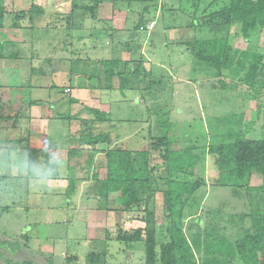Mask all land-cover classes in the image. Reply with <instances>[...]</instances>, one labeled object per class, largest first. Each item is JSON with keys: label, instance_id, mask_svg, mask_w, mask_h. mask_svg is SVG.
Listing matches in <instances>:
<instances>
[{"label": "rangeland", "instance_id": "obj_1", "mask_svg": "<svg viewBox=\"0 0 264 264\" xmlns=\"http://www.w3.org/2000/svg\"><path fill=\"white\" fill-rule=\"evenodd\" d=\"M42 1L47 6L51 4V9L60 13L66 12V8L70 7L64 4L65 1ZM143 1L151 8L149 16L157 14V26L144 45L146 56L140 55L142 43L147 36L145 31L138 29V19L128 22L124 30L133 39L130 43L132 51L137 49L138 56L142 57V65L136 55L133 66L120 65L119 71L125 72L127 69L130 73L127 87L120 89L117 83L118 79L120 85V79L115 76L117 79L112 81L113 86L105 88L107 90L92 91L87 88L84 84L87 81L85 76L92 67H86L85 59L82 60L83 64L72 65L77 57L86 58L80 48L81 42L75 37L78 33L84 34L86 29L68 27L63 30L58 19V30L48 29L37 35L32 33L29 38L27 45L34 55L29 59L31 67L22 69V75L30 77L18 79L16 76L10 77L8 72L4 73V82L7 84L21 85L20 80H25L34 89H40L36 85L43 86L41 90L33 91L30 96L41 102L36 114L47 117V121L43 123L46 125L47 138L42 143L52 146L55 155L53 161H50L53 166L43 162L46 161L43 156L29 164L27 146L32 148L29 141H35L39 137L36 136L35 139L31 136L33 134L30 135L29 129H33V125L28 122L16 130L7 121H0V264H93L89 255L105 249L107 254L100 264H143V241L118 242L106 236L103 224L99 227L100 230L95 225H92L93 229L88 227L87 213L95 211L96 215H102L104 212L110 214L113 211L112 216L118 221L122 211L119 209L121 202L116 194L110 193L109 196L106 195V199L99 195V182L106 174L105 156L102 149L98 148L95 159H92L89 166L86 164L88 156L94 153L87 154L82 149L87 146V138L82 135L84 132L93 135L108 132L113 142L117 141L119 145L132 149L148 147L154 141L151 138L163 136L179 147H193L205 152L209 144L233 142L239 132L252 138H264V89L261 91L263 105L257 109L256 102L251 101L253 99L247 90L241 87L229 90L221 85L233 82L238 73L242 75L245 70L241 67L242 64L237 68L223 69L220 75L212 67L198 63L193 58L190 60L197 62L196 65L189 66L190 63L186 61V65L178 69L180 76H175L171 68L170 64L175 63V55L179 49V45L172 43L176 37V29L173 27L189 23L188 16L194 8L197 10L196 17L199 18L201 11L211 0H201L197 7L192 5L196 0H181V3L176 4L167 0L160 15L155 10L156 0ZM223 1L217 0L219 3ZM30 2L32 0H0V5L4 6L3 12L0 11V30L7 38H12L15 32L17 38L20 37V22L23 20L18 19L19 25L16 27L10 24L18 15L30 10L33 6ZM89 5L92 6L93 3L89 2ZM172 8L176 10L173 11ZM25 22L27 27L30 26V22ZM239 26V23H233L228 30L225 25L201 26L196 28L195 35L199 39H213L228 33L229 43L245 50L249 43L243 44L238 39ZM28 31H33V28ZM182 35H185L183 30ZM190 37L186 39L185 45L189 53H192L194 39ZM103 38L101 34H93L91 40L102 43ZM253 40L264 45V29L254 32ZM72 52H75L74 55ZM22 64L25 65L24 62ZM97 67L101 70L98 63ZM71 68L72 77H76L73 82L74 89L68 83ZM149 68L154 69L151 74ZM134 69L135 72H132ZM77 70L82 76L75 74ZM103 77L101 72L99 78H94L93 84L98 85ZM67 88L69 90L64 91ZM119 94L126 95V98L120 100ZM79 95L88 96L91 100L87 102ZM70 98L77 100L72 106ZM54 99H57V103L51 102ZM102 104L107 106L104 109L109 120L96 122L87 109L100 108ZM59 114L64 117L59 118ZM249 115L256 118L254 124H244ZM31 116L30 114L29 119ZM15 130L17 133L14 135ZM79 137L83 139L81 142L76 140ZM7 141L10 142L8 145ZM16 142L22 144L21 147H16ZM23 146L26 150L22 149ZM80 146V151L84 152L80 159H74L79 155L76 154L77 151L70 157L67 156L71 148ZM100 151L101 153H97ZM151 156L152 164H164L158 152L152 151ZM214 161H217V156L208 157L207 154L205 169L208 179L207 184L197 191L199 206L185 210L181 223L178 222L175 225L178 227L174 228L182 230L190 241L197 234L205 238L208 233L211 234V239L218 243L223 239L230 246L250 228V219L243 214L263 208L264 196L256 188L261 185L258 175L251 176L246 181L248 187L244 188H226L212 184L210 162ZM75 175L82 182V195L77 197L76 191L71 193L68 184L69 179ZM87 192L95 193L96 197L86 198ZM151 209L154 211L152 225L159 252L160 244L169 240V230H172V219L164 212L163 195L159 189L152 197ZM129 212L131 215L139 214L138 212L142 214L143 207ZM109 219L105 217L102 221L107 223ZM110 228L113 230L114 227ZM68 258L70 262H67ZM197 258L198 261L205 260L199 255Z\"/></svg>", "mask_w": 264, "mask_h": 264}, {"label": "trees", "instance_id": "obj_2", "mask_svg": "<svg viewBox=\"0 0 264 264\" xmlns=\"http://www.w3.org/2000/svg\"><path fill=\"white\" fill-rule=\"evenodd\" d=\"M70 1V15L81 11L91 18L96 17L99 0H93L92 6L89 3L84 5L78 3L77 1L80 0ZM199 1L201 0H196L195 7L199 6ZM0 11L3 12L1 5ZM41 11V8L33 5L26 12H31L34 16ZM26 12L14 18L13 25H17L16 21ZM195 20L198 22L195 28L225 25L228 30L233 23H239L238 39L243 44L249 43L245 50L231 45L227 33L213 39H194L192 55L198 62L215 69L218 75L223 69L237 68L242 64L241 67L245 69L243 74L238 73L233 82L221 85L229 90L237 87L247 90L259 109L263 105L261 91L264 89V45L255 43L253 34L264 29V0H224L222 3L211 0ZM0 56L5 57L1 51ZM98 61L107 77L118 76L120 87L128 86L130 73L127 69L125 72L119 71L121 66L117 65L118 61L105 59ZM238 71L240 72L239 69ZM132 72H135V69ZM66 90L68 91V88ZM30 95L31 91L27 86L1 84L0 119L10 120L13 123L29 119L31 107L37 102L31 100ZM70 102L75 103L77 100L70 98ZM87 111L94 116L96 122L109 120L107 113L97 108H88ZM58 117L63 118L64 115L59 114ZM251 122L246 120L244 124H253ZM82 135L87 138L86 145L89 147L94 148L101 143L106 145L102 150L105 156L106 174L99 182V195L106 199V195L116 194L121 202L119 209L122 212L143 207L142 214L138 212L139 214L130 215L122 225H117L113 234L107 233L108 238L122 243L143 241L145 245L143 264H264V207L243 214L245 218L250 219V228L230 246L223 239L219 240V243L211 239V234L208 233L205 234V238L197 234V237L190 241L182 230H175L178 227L175 225L178 222L180 224L183 219L184 211L199 206L197 191L207 184L208 178L205 169L207 154L208 157L217 156V161L212 163L211 168L216 174L210 176L212 184L226 188H244L248 187L246 181L254 174L262 180L261 185L256 188L264 196V138H252L239 132L233 142L209 144L205 152L193 147H179L163 136L151 138L154 141L148 147L132 149L118 143L113 144L108 132L96 135L84 132ZM78 140L81 142L83 139L79 137ZM81 148V146L71 148L68 157L76 151L80 155ZM27 149L28 162L32 163L36 160L38 149L29 146ZM152 151L159 153L164 164H152ZM91 156L90 154L88 158L90 160H87L88 164L91 163ZM69 186L71 193L78 188L72 182H69ZM158 189L163 195L164 212L172 219L169 240L160 244L159 252H157L156 233L152 225L154 211L151 209L152 197ZM105 254H107L106 249L99 253L92 252L89 255L92 258L89 259L94 262L93 264H100ZM197 255L205 260L198 261ZM70 261L68 258L67 262Z\"/></svg>", "mask_w": 264, "mask_h": 264}, {"label": "crops", "instance_id": "obj_3", "mask_svg": "<svg viewBox=\"0 0 264 264\" xmlns=\"http://www.w3.org/2000/svg\"><path fill=\"white\" fill-rule=\"evenodd\" d=\"M2 1L3 0H1V2ZM46 1H48V0H46ZM60 1L62 3H63V1H65L64 4L70 6V7L66 8V12H64V13H60L56 9L52 10L51 7H53V6L51 4H49L47 6V4L45 2H43L42 0H39V1L38 0H32V2H30V3L33 4L35 7L41 8L42 11L40 13H36V15H34V16L31 15V12H26L24 14V16L21 18V20H23V22L22 23L20 22L21 31H20V37L19 38H17V35L15 34L16 32L12 35V38H7L8 36H6V34L1 32V30H0V41L2 42V48L0 49V51L5 56V57L0 56V85L1 84H7L4 82V77H3L5 72H8L10 77L16 76V78H18V79H22L24 77H27V78L30 77V76H23L22 75V69H25L26 67L27 68L31 67L32 63L29 59L33 58V55H34L33 50H31L27 45L29 38L32 36V33H35V35H37V34H40L43 31L48 30V29L58 30L59 27H57V24H58L57 19L61 21V27L63 28V30L68 28V27H71L73 29L74 28H76V29L83 28L84 29V27H85V29H86V32L84 34L78 33L75 35L76 39L81 42L80 48H82V53H85L86 58H78L77 57L74 60L77 63L83 64L82 60L85 59V60H87L84 63V64H86V67L87 66L92 67L91 70H89L90 72L85 76L87 78L86 79L87 81L84 83L87 86V88H90V90H92V91H94V90L95 91L96 90H98V91L99 90H107L105 88L113 86L112 81L115 80V78H116L115 76H113V77H111L112 78L111 79L104 74L102 69H101L102 71L99 70V68L97 67V63L100 65L98 60L105 59V60H114L116 62L118 61L117 65H121V64L125 65L127 62V67L129 65L133 66L136 63V60H133V59H136V57L137 58L139 57L138 53H137V49H135V51H132V44H130V43L133 41V39L129 38L131 36L130 35L127 36L126 33L124 32V30H126V26H127L128 22H133V21L138 19L137 27L139 30H140L139 27L141 25H145L147 22H149L151 20H154L156 22L153 30L150 33L146 32L147 37L142 43L140 55L146 56L145 52H144V45L147 43L148 37H151V35L155 31V28L157 26V20H156L157 17H155V16L157 14L149 16V10L151 8L149 9V5H146L143 0H99V3L97 5V9H96V16L97 17H95V18H91L88 14L81 13V11H80V13H74L73 15H70L71 1L70 0H60ZM146 1L150 2V0H146ZM153 1L154 0H152V2ZM171 1L175 4L181 3V0H171ZM77 2L84 5V4L89 3V2L93 3V0H80ZM166 2H167V0H156V7H155L156 13L159 12V15L162 13L163 4ZM192 5H194V7H195V3H193ZM1 6H3V5L1 4ZM172 10L175 11L176 9L172 8ZM58 17H61V18H58ZM188 17L190 18L189 23L186 24V22H185L184 26L183 25H175V27H173L176 29V31H174L176 33V37L174 39V42H172V43L179 45V49L177 50L178 51L177 55H175V59H176L175 63L176 62L177 63L175 64L173 62L170 64L171 68L174 71V74H176L175 76H180V75H178V69L181 66L186 65V61L190 63L189 66L196 65V63H197V62H192V60H190V58H193V59H195V58L193 57L192 53H189V51L185 45V43H187L186 39L188 37L192 36V37H190L192 39L197 38L195 35V32H196V28H195L196 8H194L193 12L189 13ZM25 21L30 22V26L27 27L25 24L26 23ZM16 22H17V25H13V22H12L10 24V26H12V27L18 26L19 25L18 21H16ZM29 28H33V31L29 32L28 31ZM239 29H240V26H239ZM182 30H183V33H185V35H182ZM7 31H5V32L7 33ZM190 32H192V34H190ZM93 34L103 35L104 38L102 40V43H100V41L91 40V37L93 36ZM123 36H125V37H123ZM239 48L242 49L241 47H239ZM95 49H96V51H95ZM66 52L69 53L68 51H66ZM23 53H26V55L25 54L23 55ZM74 53L75 52H72V55H74ZM135 55H136V57H135ZM78 59L80 61H78ZM138 59L142 65V57H139ZM75 61H74V63H72V65H77V63ZM23 62L25 63V65L22 64ZM10 71H15V72H10ZM153 71H154L153 68H152V70L150 69L149 74H151ZM101 72L104 74V77L100 80L98 85L93 84L94 78L95 77L99 78V76L101 75ZM75 74L77 76H82V74L79 70H77ZM75 78L76 77H74V78L72 77V68H71V74L68 78L69 79L68 83H69V87H71L73 89L75 87V85L73 84ZM20 81L22 82V84H21L22 86H27L30 88L31 93L33 91H36V90H41V88L43 87V86L36 85V87H38V88L40 87V89H34L33 86L28 85L25 82V80H20ZM117 83H118V87L120 88L118 79H117ZM11 85H16V84H11ZM73 89H72V91H73ZM119 95H120L119 96L120 100H122V98L123 99L126 98L125 97L126 95L125 96L123 94H119ZM79 96L86 99L87 102H88V100H91V98L88 96L87 97L83 96V95H79ZM31 100H35V99L31 98ZM36 101L37 102L34 105H32V107H31V115H32L31 119H23V120H20L16 123H13L10 120H3V119H0V121H7L9 123V125H11L16 130H18L17 127H19L20 125H26L28 122L31 123L33 125V129H29L30 135L33 134L31 136L34 138L36 136H39L37 139L35 138L36 139L35 141H29V143L32 144V148L38 149L35 162L38 161L41 156H43L44 159H46V161L43 160V162H47V164L49 166H53V163H51L50 161L51 160L53 161L55 151L52 150L53 149L52 146L46 145V143H42V140L47 138L46 125L44 126L45 122L47 121L46 120L47 117H43L42 115L39 116V114L38 115L36 114L37 113L36 109L39 107V104L41 103L39 100H36ZM251 101L253 102L254 100H251ZM51 102L57 103V99H54ZM73 104L74 103L70 102L71 106ZM82 104H84V102ZM105 107L107 108L106 104H102L101 107L97 108V109H99L103 112H107L106 109H104ZM92 108H96V107H92ZM249 108H250V106H249ZM250 114H251V112H250ZM246 120L252 121L251 123L254 124L256 118L252 115H249L246 118ZM258 121H259V119H258ZM258 121H256V122H258ZM16 130L13 133L14 135L17 133ZM43 133H45V134L43 135ZM17 139H18V137H17ZM76 140H78V139H76ZM9 143L10 142L7 141L6 145H8ZM68 143H69V141L67 142V145H68ZM76 143H75V147H76ZM117 143H118L117 141L113 142V144H117ZM21 145L22 144H18L16 142V147H21ZM8 147L9 146H7V148ZM105 147H106V145L105 144L103 145V143H102V144L96 145L94 148L89 147V146H84V148H82V149L86 150L87 154L88 153H94L91 156V161H92L93 158L95 159L96 149L99 148V150H101V149L103 150ZM22 149L26 150L24 146L22 147ZM82 149H81V151H82ZM46 152H47V154H45ZM52 152H53V155H52ZM83 153L84 152H81V155H76V157H74V159L75 158L80 159V157L83 155ZM97 153H101V151L97 152ZM61 154H64V152H62ZM77 154H79V153H77ZM67 156H68V154H67ZM89 157H90V155L88 156V158ZM87 160H90V159H87ZM87 160H86V164L89 166L90 164L87 163ZM29 164H31V163H29ZM210 164L212 165V162H210ZM212 172L214 174V170H212ZM215 175L216 174H214V176ZM252 176H254V174ZM260 181L262 183L261 178H260ZM69 182L76 184L78 187L76 192H75L77 194L76 197L78 195H82L81 178L79 176L75 175L73 178L69 179L68 184H69ZM68 184H67V186H68ZM80 188H81V190L78 191ZM95 195H96L95 193L88 194V192H87L86 198L91 197L93 199L96 197ZM98 211L100 212V210H98ZM128 213H131V212H129V211L128 212H122L119 215V217H120L119 220L117 221L115 219V217L112 216V215H114L113 211H111L110 214H107L106 212H104V214H102V215H98V214L96 215L95 211H92V213L86 214V217L89 218L88 227H91V229H93L94 226H92V225H95L96 228H98L100 230L101 228H99V227L101 226V224H103L102 227H103V230H104V233L106 234V236H107L108 232L113 234V232H115L117 225H122L123 222L127 219V217H129L131 215ZM110 215H111V217H110ZM105 217H107V219L110 218L107 221V223H105L106 221L105 222L102 221V219H104ZM110 227H112V228L114 227L113 230H111Z\"/></svg>", "mask_w": 264, "mask_h": 264}, {"label": "built area", "instance_id": "obj_4", "mask_svg": "<svg viewBox=\"0 0 264 264\" xmlns=\"http://www.w3.org/2000/svg\"><path fill=\"white\" fill-rule=\"evenodd\" d=\"M154 25H155V21L154 20H151V21L147 22L145 25H141L139 28L142 31H145L147 33H150L152 31Z\"/></svg>", "mask_w": 264, "mask_h": 264}]
</instances>
